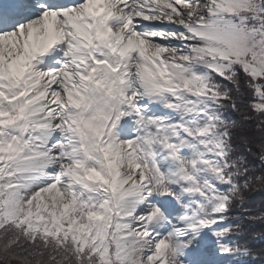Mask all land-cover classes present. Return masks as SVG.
<instances>
[{"label":"snow or ice","instance_id":"obj_1","mask_svg":"<svg viewBox=\"0 0 264 264\" xmlns=\"http://www.w3.org/2000/svg\"><path fill=\"white\" fill-rule=\"evenodd\" d=\"M258 185L264 0H0V264H264Z\"/></svg>","mask_w":264,"mask_h":264},{"label":"trees","instance_id":"obj_2","mask_svg":"<svg viewBox=\"0 0 264 264\" xmlns=\"http://www.w3.org/2000/svg\"><path fill=\"white\" fill-rule=\"evenodd\" d=\"M249 200L251 201V206L258 208L264 205V186H256L248 193ZM255 230L259 232L264 225L257 224L254 226ZM255 247H261V243H256Z\"/></svg>","mask_w":264,"mask_h":264}]
</instances>
